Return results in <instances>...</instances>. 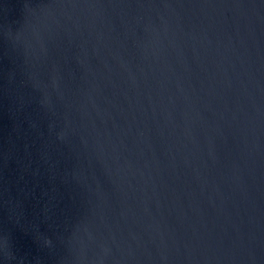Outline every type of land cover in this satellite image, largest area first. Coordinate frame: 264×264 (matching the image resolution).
<instances>
[{
    "label": "water",
    "instance_id": "obj_1",
    "mask_svg": "<svg viewBox=\"0 0 264 264\" xmlns=\"http://www.w3.org/2000/svg\"><path fill=\"white\" fill-rule=\"evenodd\" d=\"M0 264H264V0H0Z\"/></svg>",
    "mask_w": 264,
    "mask_h": 264
}]
</instances>
